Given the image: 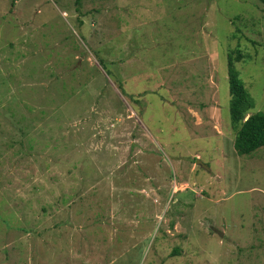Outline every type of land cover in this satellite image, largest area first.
Wrapping results in <instances>:
<instances>
[{"label": "rangeland", "instance_id": "obj_1", "mask_svg": "<svg viewBox=\"0 0 264 264\" xmlns=\"http://www.w3.org/2000/svg\"><path fill=\"white\" fill-rule=\"evenodd\" d=\"M237 49L264 112L263 0H0V264H264Z\"/></svg>", "mask_w": 264, "mask_h": 264}, {"label": "trees", "instance_id": "obj_2", "mask_svg": "<svg viewBox=\"0 0 264 264\" xmlns=\"http://www.w3.org/2000/svg\"><path fill=\"white\" fill-rule=\"evenodd\" d=\"M76 4L80 5L81 0H76ZM235 53L238 57L234 55ZM243 57L239 49L228 54L230 120L237 132L234 141L235 150L240 155H251L264 147V112H253V99L236 67V63ZM100 62L105 67L106 63L102 59Z\"/></svg>", "mask_w": 264, "mask_h": 264}, {"label": "water", "instance_id": "obj_3", "mask_svg": "<svg viewBox=\"0 0 264 264\" xmlns=\"http://www.w3.org/2000/svg\"><path fill=\"white\" fill-rule=\"evenodd\" d=\"M216 231V230H215ZM220 235H222L223 233H221V232H219V231H217Z\"/></svg>", "mask_w": 264, "mask_h": 264}]
</instances>
